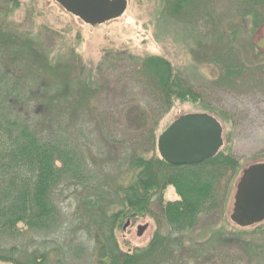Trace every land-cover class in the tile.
I'll use <instances>...</instances> for the list:
<instances>
[{"label": "trees", "instance_id": "1", "mask_svg": "<svg viewBox=\"0 0 264 264\" xmlns=\"http://www.w3.org/2000/svg\"><path fill=\"white\" fill-rule=\"evenodd\" d=\"M12 3L18 7L17 0H0V13L9 14L6 5ZM213 5V0H164V11L171 18L197 24L193 13L204 18L213 12ZM240 5L241 18L252 19L255 30L264 28V14L259 11L264 10V0H244ZM4 24L0 17V239H17L26 232L67 238V229L75 224V236L86 228L100 244L98 264H236L242 254L252 261V242L245 235L264 237V222L244 229L230 221L236 229L229 235L218 231L200 242L189 238L204 217L214 219L221 209L224 213L228 210L232 182L245 169L222 148L213 159L197 165L174 166L161 158L157 121L176 102H200L194 88L177 76L171 61L162 56L136 59L108 54L99 67L100 81L92 71L85 75L81 64L78 71L71 65L54 67L46 51L5 29ZM256 48L261 50L257 44ZM115 61L129 62L140 87L154 100L155 108L149 114L155 125L150 130L142 128L149 121L148 113L138 107L134 114L135 122L140 123L137 142L144 136L145 144L132 149L127 147V137L120 138L111 127L121 124L117 112L126 104L116 109L105 103L104 66ZM214 61L224 66L221 79L227 83L236 79L235 65L224 63L225 58L219 55ZM91 124L104 144L123 148L121 157H109L115 165L109 170L120 172L116 177L105 171L109 164L99 166L92 159ZM65 183L85 192L84 218L75 217L73 224L55 200V191ZM170 187L177 198L166 202L164 195ZM114 208L119 210L109 215V209ZM140 219L165 225L168 233L158 230L146 248L123 252L115 229L124 221ZM55 251L32 254L21 261L16 257L17 248L0 249V262L48 264L49 256L56 253L60 258L56 264H66L62 257L67 264H79L86 254L77 239Z\"/></svg>", "mask_w": 264, "mask_h": 264}, {"label": "rangeland", "instance_id": "2", "mask_svg": "<svg viewBox=\"0 0 264 264\" xmlns=\"http://www.w3.org/2000/svg\"><path fill=\"white\" fill-rule=\"evenodd\" d=\"M243 1L213 0L211 14L202 18L201 13H193L197 17V24L185 23L182 18L169 17L164 11V0H128V9L122 17L98 26L83 23L67 13L55 0H17L18 7L13 3L6 5L10 13H0V17L5 23V29L8 28L10 32L24 37L23 40L33 43L36 48L46 51L54 67L71 65L78 71L81 64L82 70L86 69L85 75H90L87 72L92 71L100 81L102 74L99 67L108 54H126L136 59L149 56L168 59L172 62L177 76L198 93L200 102H176L157 121L156 134L160 136L180 116L191 113L210 114L223 127L222 150L234 155L243 169H246L264 161V51L256 48L258 39L264 34V28L260 26L259 30H255L252 19L240 17L243 7L240 4ZM6 6L1 4L5 10ZM259 11L264 14L263 9ZM218 55L221 59L225 58L224 63L236 66L237 77L231 83L221 79L225 70L221 62L214 61ZM128 65L129 62L117 64V61L107 64L104 66L103 77L108 87L105 103L115 105L116 109L126 104L117 112L119 118H122L121 124L114 123L111 127L117 130L120 138L127 137L126 140L130 141L127 147L132 149L139 144H145L144 136L137 142L140 136L136 133L140 123L135 122L134 116L137 108L142 107L148 113L149 121L141 125L146 131L155 125L152 122L154 118L149 114L155 107L153 98L140 87ZM90 77L93 78L92 75ZM125 109L130 111V115L127 111L123 117ZM89 128L93 137L92 159L99 166L109 164L105 171L111 177H116L120 172L109 170L115 168L114 161L109 157H121L122 147L104 144L95 125L91 124ZM150 156L151 154L147 157ZM242 174L243 170L235 182H232L228 210L224 213L221 209L214 219L204 217L198 229L191 237L189 235L191 240L200 242L218 231L223 236L235 231L236 226L230 222V216L236 187ZM227 190L229 187L222 189L223 192ZM84 193L72 183H65L55 191V200L71 224L75 217L84 218ZM176 198L174 189L168 188L164 200L167 202ZM118 210L109 209L108 213L112 215ZM73 225L66 231L67 238L26 232L17 239L1 238L0 249L17 248L19 254L16 257L25 261L32 254L55 251L58 247L71 244L72 239H77L86 248V254L79 264H98L97 259L101 258L98 250L100 244L86 228L75 236L77 225ZM141 225H148L149 228L144 235L138 236L137 228ZM158 230L168 233L165 225L160 226L151 219H140L136 223L127 220L115 229L114 235L120 249L129 252L137 247L146 248ZM245 236L252 242L253 262L249 256L242 254L243 258L236 264H264V253H261L264 251V237L254 236L252 233ZM59 259L58 254L53 253L49 256L48 264H56ZM61 262L67 264L66 258L62 257ZM232 263L230 261L227 264ZM71 264L76 263L72 261Z\"/></svg>", "mask_w": 264, "mask_h": 264}, {"label": "water", "instance_id": "3", "mask_svg": "<svg viewBox=\"0 0 264 264\" xmlns=\"http://www.w3.org/2000/svg\"><path fill=\"white\" fill-rule=\"evenodd\" d=\"M67 13L90 26L119 19L128 9V0H55ZM264 50V39L258 44ZM224 145L223 127L212 115L191 113L176 119L159 137L158 151L174 166L197 165L213 159ZM231 221L240 228L264 222V162L243 171L236 187ZM148 225H141L142 236Z\"/></svg>", "mask_w": 264, "mask_h": 264}, {"label": "flooded vegetation", "instance_id": "4", "mask_svg": "<svg viewBox=\"0 0 264 264\" xmlns=\"http://www.w3.org/2000/svg\"><path fill=\"white\" fill-rule=\"evenodd\" d=\"M264 39V34L258 39V43H257V46H258V44L262 41Z\"/></svg>", "mask_w": 264, "mask_h": 264}]
</instances>
